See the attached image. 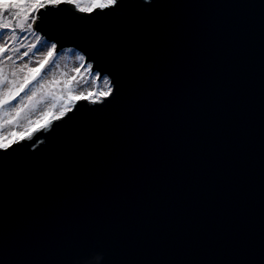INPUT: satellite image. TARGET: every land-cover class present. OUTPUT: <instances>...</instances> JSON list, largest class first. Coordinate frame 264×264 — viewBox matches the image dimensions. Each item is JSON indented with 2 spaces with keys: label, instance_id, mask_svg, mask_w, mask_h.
I'll return each mask as SVG.
<instances>
[{
  "label": "water",
  "instance_id": "95a60500",
  "mask_svg": "<svg viewBox=\"0 0 264 264\" xmlns=\"http://www.w3.org/2000/svg\"><path fill=\"white\" fill-rule=\"evenodd\" d=\"M38 16L112 91L0 149V264H264V0Z\"/></svg>",
  "mask_w": 264,
  "mask_h": 264
},
{
  "label": "snow or ice",
  "instance_id": "6c2138e0",
  "mask_svg": "<svg viewBox=\"0 0 264 264\" xmlns=\"http://www.w3.org/2000/svg\"><path fill=\"white\" fill-rule=\"evenodd\" d=\"M116 3L117 0H90L87 6H81L80 0H13L11 3H0V33L7 37L3 43H0V111L6 106L12 105L13 101H16L18 97L21 98V102L11 109L15 113V121L18 123L21 117L25 116L35 106L34 101H36L38 93L41 96L51 95L55 102L53 107H56L57 103L60 104L58 114L49 110L36 120L25 116L28 123L24 131L12 132L11 136L7 138L0 136V149L7 150L13 144L19 143L24 139H32L34 132L48 129L53 119L60 120L68 112L72 111L74 107L73 101L90 99L92 103H97V96L107 97L112 91L111 87H109L107 91H98L97 93L89 91L88 95L80 92L79 95H73L71 87L68 86L73 83L75 77L73 80L65 82L67 87L66 96L57 95L52 87L46 88L45 84L47 82H42L38 78L41 77L46 66L53 62L57 45L53 43L45 47L47 51L44 50L45 48L41 50L40 46L44 42H41L40 36L35 35L34 28L36 20L40 19V16L32 15L31 19H29L30 14L39 12L42 8L59 7L61 4L73 5L79 12L91 14L94 10L108 9ZM18 31L19 33L30 32L35 36V41L29 45H24L23 40H26L27 36L21 37ZM21 48H26L22 54H20ZM33 50L40 52L43 57L37 61V66L30 67L31 61L17 65L13 59V52L20 54L19 59L23 60ZM79 59L83 61L84 57L81 56ZM6 61H11V65H6ZM76 71L79 72V69ZM88 71L91 75L90 66H88ZM100 79L101 77L97 73L95 74V80L91 83L95 84ZM55 83L59 84L60 82L56 81ZM103 84H109L107 78H103ZM33 85H38V87L34 91H30ZM6 140L7 142H5Z\"/></svg>",
  "mask_w": 264,
  "mask_h": 264
},
{
  "label": "rangeland",
  "instance_id": "374dc122",
  "mask_svg": "<svg viewBox=\"0 0 264 264\" xmlns=\"http://www.w3.org/2000/svg\"><path fill=\"white\" fill-rule=\"evenodd\" d=\"M13 0H0V3H11ZM81 6H87L90 0H80ZM40 11V10H39ZM32 15L38 16V12H33L30 14L29 19H31ZM18 34L23 37L27 36L26 40H23L24 45H29L30 43L35 41V36H33L30 32H23ZM35 35L41 37V42L43 43L40 48L41 50L47 45L53 44L50 41H47L45 37H43L39 32L35 30ZM7 37L4 34L0 33V43H3L4 39ZM26 48H21L22 54ZM47 51V48L44 49ZM17 53H12L13 59L16 61L17 65H22L31 61L30 67L37 66V61L42 59V55L40 52L33 50V52L29 53L27 57L23 60L19 59V55ZM84 57L82 53L75 49H66L60 52L54 53L53 62L46 66L45 70L42 72L41 77L38 78L42 82H47L45 87H52L57 95L66 96L67 95V87L65 86V82L69 80H73V83L68 86L72 89L73 95H79L80 92H83L85 95H88L89 91L93 93H97L98 91H107L109 87H111V83L109 81L108 85L103 84V77L99 81H96L95 84L91 83L95 80V74L91 71V75L88 71V64H86L85 59L81 61L79 57ZM6 65H11V61H6ZM83 65V66H82ZM79 69V72L76 70ZM59 81V84L55 82ZM35 83V82H34ZM38 85H33L30 91H34ZM112 89V87H111ZM30 94V92H29ZM23 95V94H22ZM103 97L97 96V101L101 100ZM90 100V99H88ZM21 102V98H17L16 101H13L12 105L6 106L2 111H0V136L2 137H10L12 132H23L25 127L27 126L28 120L25 116L29 117L32 120L39 119L42 114L46 111H52L53 113L58 114L60 109V104H56V107H53L55 103L52 96H41L40 93L37 94L36 101H34L35 106L32 107L29 112L22 116L20 121L17 123L15 121V113L11 111L13 107L18 105ZM75 101L72 103L74 104ZM55 119H53L54 121ZM10 121H12L10 123ZM37 132V131H36ZM34 132V134L36 133ZM33 134V135H34ZM7 142V140L5 141Z\"/></svg>",
  "mask_w": 264,
  "mask_h": 264
},
{
  "label": "clouds",
  "instance_id": "9594fccd",
  "mask_svg": "<svg viewBox=\"0 0 264 264\" xmlns=\"http://www.w3.org/2000/svg\"><path fill=\"white\" fill-rule=\"evenodd\" d=\"M84 264H88V259L84 261Z\"/></svg>",
  "mask_w": 264,
  "mask_h": 264
}]
</instances>
